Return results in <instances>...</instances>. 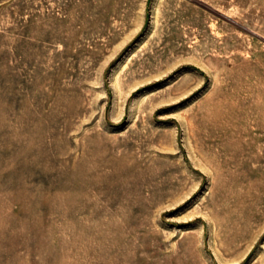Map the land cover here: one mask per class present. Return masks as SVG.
<instances>
[{
  "label": "rangeland",
  "instance_id": "obj_1",
  "mask_svg": "<svg viewBox=\"0 0 264 264\" xmlns=\"http://www.w3.org/2000/svg\"><path fill=\"white\" fill-rule=\"evenodd\" d=\"M0 264H264V0H0Z\"/></svg>",
  "mask_w": 264,
  "mask_h": 264
}]
</instances>
